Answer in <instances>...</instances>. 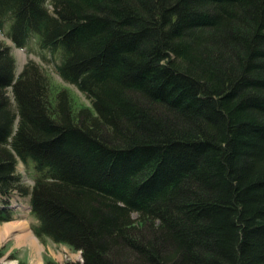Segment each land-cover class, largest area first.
<instances>
[{
    "label": "trees",
    "instance_id": "1",
    "mask_svg": "<svg viewBox=\"0 0 264 264\" xmlns=\"http://www.w3.org/2000/svg\"><path fill=\"white\" fill-rule=\"evenodd\" d=\"M6 25L88 105L0 41V224L19 196L64 264H264V0H0Z\"/></svg>",
    "mask_w": 264,
    "mask_h": 264
},
{
    "label": "rangeland",
    "instance_id": "2",
    "mask_svg": "<svg viewBox=\"0 0 264 264\" xmlns=\"http://www.w3.org/2000/svg\"><path fill=\"white\" fill-rule=\"evenodd\" d=\"M7 29L8 25H6L3 31H0V41L5 42L11 47V52L15 58L16 63V74L21 71L26 61L33 60L39 64V66L47 76L50 86L49 88L51 90H54L58 87L67 88L73 93V96L78 104L88 105V100L83 94L78 92L74 87L68 86L55 73L53 63L41 58L43 54L48 59L50 56L42 52L37 47V44H35V40H33L32 43L26 48H16L5 34ZM17 169L18 173L22 175V180L26 184L31 185L34 176L32 161H28L27 166H24L21 162H18ZM25 199H22L20 197H14L13 199V205L15 207L14 209L19 218H24V215L27 212L28 199ZM30 221L32 222V219H30ZM14 242L15 241L13 235H10L9 237L4 239H1L0 237V264H9L13 261L14 264H45L49 259L57 264H64L66 261L81 260L79 252L74 251L65 244L53 243L49 239H46L44 242L39 241L43 245V248L39 246L41 252H39V254L38 252L33 253V257L32 253L30 254V251H28L27 247L21 249L13 247Z\"/></svg>",
    "mask_w": 264,
    "mask_h": 264
},
{
    "label": "crops",
    "instance_id": "3",
    "mask_svg": "<svg viewBox=\"0 0 264 264\" xmlns=\"http://www.w3.org/2000/svg\"><path fill=\"white\" fill-rule=\"evenodd\" d=\"M30 219L31 218L9 220L8 222L0 224V237L1 239H4L9 237L10 235H13L15 241L13 247L20 249L27 247L28 251H30V254L32 253L33 257V253L38 252L39 254V252H41L39 246L43 248V245L31 231ZM24 236H28L29 239L27 240L26 238H24ZM13 262H10L9 264H14Z\"/></svg>",
    "mask_w": 264,
    "mask_h": 264
},
{
    "label": "bare ground",
    "instance_id": "4",
    "mask_svg": "<svg viewBox=\"0 0 264 264\" xmlns=\"http://www.w3.org/2000/svg\"><path fill=\"white\" fill-rule=\"evenodd\" d=\"M15 197H19V196H15ZM20 198H21V197H20ZM13 199H14V197L12 198L11 202H9V204H10V209H12V210L15 208L14 205H13V204H14V203H13ZM25 200H26V199H25ZM18 201H19V200H18ZM2 202L4 203V202H8V201H7V200H3V197L0 196V208H1V206H2ZM21 203H22V202H21ZM28 203H29V200H28ZM9 204H8V205H9ZM16 205H17V204H16ZM27 206H28V207H27V212H26V214L30 213L29 205H27ZM13 212L15 213V216L18 217V216H17V213L15 212V209L13 210ZM20 214H21V213H20ZM26 214H25V215H26ZM25 215H24V216H25ZM21 219H23V218H21ZM32 223H33V222H32ZM28 236H29V235H28ZM28 236H24V238H26V239L28 240V239H29Z\"/></svg>",
    "mask_w": 264,
    "mask_h": 264
}]
</instances>
